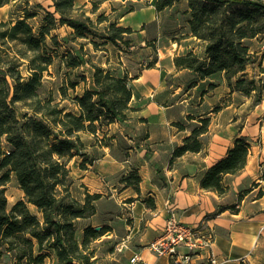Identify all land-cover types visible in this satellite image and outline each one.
<instances>
[{"label": "trees", "instance_id": "16d2710c", "mask_svg": "<svg viewBox=\"0 0 264 264\" xmlns=\"http://www.w3.org/2000/svg\"><path fill=\"white\" fill-rule=\"evenodd\" d=\"M56 13L46 17L47 23L36 32L29 19L37 14L25 11L23 17L14 21H0V141L4 138L8 149L0 148V264L4 254L12 257L11 264H46L52 253L56 264H95L93 242L100 239L111 228L97 230L92 225L83 229L80 241L77 237L78 221L91 219L97 214L96 202L101 194H86L84 202L71 191V170L69 162L82 156L80 166L88 169L97 158L85 153L86 144L81 134L96 136L106 126L128 119V111L137 110L130 106L133 91L129 73L114 74L111 69L92 64L96 89L85 88L82 95L72 99L77 111H68L61 102H55L53 95L42 97L44 74L58 58L56 46L49 44L47 36L53 25H69L75 31V39L89 38L95 32L92 19L74 16L75 0H52ZM93 2L97 10L99 4ZM180 0H156L158 12L174 7ZM7 1L0 0L3 6ZM133 11V10H131ZM187 24L192 37L205 43L204 54L194 52L177 56L175 64L180 69L195 72L202 80L215 77L225 79L230 93L252 97L255 102L263 100L264 84L256 78H249L248 67L255 63L250 53V40L264 35V2L260 0H187ZM107 20L106 15L98 17L99 23ZM130 27L111 23L103 36L106 44L115 46L132 34ZM69 40V39H68ZM127 43V42H126ZM95 48L101 44L92 39ZM62 57V63L69 68L85 65L81 49ZM150 62L148 68L154 67ZM264 73V67H262ZM138 77L136 75L134 78ZM69 86V85H68ZM76 89L78 84L71 83ZM215 84H210L214 88ZM63 98L67 97V86L61 87ZM26 108L22 111L21 108ZM194 128L184 145L174 152L180 157L189 152H201L204 144L200 137L209 131L211 119L203 118ZM180 128H183L179 124ZM252 148L248 138H237L227 156L218 161L205 174L202 187L223 195L228 191L224 178L244 169ZM14 175L25 200L9 208L5 186ZM126 188L140 191L142 179L135 174V183L123 180ZM33 206L37 214L30 209ZM39 214L41 217H39ZM89 251V252H88Z\"/></svg>", "mask_w": 264, "mask_h": 264}, {"label": "crops", "instance_id": "0c3cea01", "mask_svg": "<svg viewBox=\"0 0 264 264\" xmlns=\"http://www.w3.org/2000/svg\"><path fill=\"white\" fill-rule=\"evenodd\" d=\"M153 8L154 16L148 21L140 20L139 27L157 20L161 12L155 6ZM126 16L123 14L121 18ZM143 32L144 29L140 33ZM188 34L192 37L190 32ZM181 55L178 51L170 58L171 71L164 69V58L157 55L158 58L152 61L154 67L144 69L130 80L133 91L130 106L140 113L141 123L148 124L146 130L143 129L145 136L142 144L128 146L124 158L118 160L111 153L105 157L110 156L121 164L141 159L140 191L131 187L124 189L132 192L128 196L130 202L124 203L129 205V211L123 215L122 211L121 214H110L112 211L103 207V197L99 199L97 214L92 220L102 214L107 218L92 226L111 228V239H116L124 252L122 264H131L135 254L140 255V264H171L168 258L158 257L148 246L161 236L167 218L174 212L185 224L200 226L203 223L214 229L215 241L211 250L221 264H264V142H253L257 135L264 139V126L248 132V127H239L234 119L216 123L210 114L203 116L189 111L187 98L173 99L183 88L188 92L194 88L200 93L205 92L204 96L216 97L217 93L211 91L219 84L230 93L225 79H220L217 84L215 77L201 80L195 72L178 68L175 58ZM172 71L175 77L183 75L185 79L175 90H169L173 85L166 81ZM210 84L216 86L210 88ZM177 108L180 111L175 110ZM203 118L211 119L209 131L200 137L204 149L174 157L175 150L184 145ZM242 136L252 144L246 167L225 176L224 184L228 188L225 194L204 189L201 183L207 171L225 158L237 138ZM87 178L82 177L81 183ZM119 206V202H115V207L121 210ZM195 261L203 264L205 257L197 256Z\"/></svg>", "mask_w": 264, "mask_h": 264}, {"label": "rangeland", "instance_id": "374dc122", "mask_svg": "<svg viewBox=\"0 0 264 264\" xmlns=\"http://www.w3.org/2000/svg\"><path fill=\"white\" fill-rule=\"evenodd\" d=\"M4 1L8 3L3 6L0 4V21L15 22L18 18L23 17L27 10L37 14L28 20L36 32H39L42 26L47 23L46 17L48 14H51L54 18H60V15L56 13L52 0ZM260 1L264 2V0ZM93 2H100V0H77V3L75 0L76 10L74 16L82 20L92 19L95 23L94 26H91L95 32L94 35L91 34L87 39H75L73 36L75 31L72 27L59 25L56 22L51 33L47 36L49 44L54 47L56 44H54L52 38L57 37L59 56L56 58L55 64L49 68V72L44 74L42 97L48 98L52 94L55 102H61V105L66 107L68 111H77L76 106L72 102V99L77 94L82 95L85 88L96 89L92 64H98L106 69L109 68L114 74L127 72L130 78H134L148 68L149 63L158 58L157 55L164 58L162 61L164 69L171 71L170 58L178 54V51L180 55H185L188 51H194L201 57L204 54L205 43L188 34L190 30L186 22L187 16L185 15L187 0H180L174 7L161 12L157 16L156 21L145 23L142 28L139 27L140 20L148 21L154 16L155 9L153 6L156 0H108L99 4L97 10L94 9ZM131 10L133 11L131 12ZM103 14L107 16V20L99 23L98 17ZM123 14L127 15L126 18H121ZM262 18L264 20V17ZM113 22H117L118 26H129L133 30V33L127 35L126 39L117 46L106 44L105 39H103V36L105 37L106 35L107 27ZM143 29L144 32L141 34L140 32ZM92 39L101 44L98 49L92 44ZM247 43L250 46V53L255 56V63L249 66L247 70L249 78H256V80H261L262 84H264V73L261 68V65L264 67V35H260ZM76 48L81 49L86 63L78 68H69L62 63L61 56L64 57L71 51L74 55L79 56L80 54L77 53ZM173 73L174 71L166 77L167 83L173 85V87H169V90H175L178 83H182L185 80L183 75L175 77ZM220 79L218 78L214 82L218 84ZM70 82L77 83V88H71ZM63 86H67L68 95L66 98H63L60 91ZM219 86L216 90L212 89L211 91L212 93H217L214 95L216 97H210L211 94L204 96L205 92L200 93V90H195L194 88L189 92L183 88L180 91V95L173 99H179V97L187 98L189 111L195 114L201 113L203 116L210 114L212 121L216 123L234 119L238 121L239 127H248V132L264 126V93L262 102L256 103V93H253L252 97L242 96L239 93L233 95L232 93H227L222 86ZM186 94L187 96H184ZM21 110L25 111L26 108L22 107ZM175 110L180 111V108ZM128 116L125 122H117L106 126L96 136L86 133L81 134L86 144L84 152L97 158L94 165L89 164L88 169H83L80 166L83 159L79 155L72 158L68 165L71 170L72 183L70 188L72 194L78 200L84 202L88 191L89 194H91L90 191L99 192L101 198L103 197V207L107 210L110 209L112 211L110 214L114 215L122 212L121 215L128 213L129 205H124V203L130 202L131 199L128 196L132 192L131 189L135 190L134 185L130 190L124 191L126 183L123 180L128 178L130 182L135 183V174L141 176L140 168L142 167L139 164L141 159H138L137 162L131 161L121 164L115 162L110 156L105 157L108 153H111L112 157L118 160L122 159L125 157L128 146L142 144L145 136L143 129L146 130L145 128H147L148 124L143 125L141 123L143 119L139 118L140 113L137 110L128 111ZM254 138L253 142L257 144L264 142L261 135H257ZM0 148L2 150L8 149V144L4 138L0 141ZM84 176L88 178L85 183H81L80 180ZM1 188L6 191L9 208L18 201L25 200V194L14 175H11L10 181ZM115 202H119L121 210L115 207ZM30 209L38 215L35 207L30 206ZM39 217H41L40 214ZM104 218L107 217L102 214L95 220L91 218L78 221L79 223L76 226L78 239L82 240L83 229L86 225L100 223ZM110 236V232H108L92 243L90 252L94 251L93 255L95 257H92L91 260L94 261L97 258L95 264H122L124 262L120 261L124 253L121 251L122 246H119L118 241L111 239ZM11 261V255L4 254L3 264H11ZM56 262L57 259L54 253L46 259V264H56Z\"/></svg>", "mask_w": 264, "mask_h": 264}, {"label": "built area", "instance_id": "2783aa9c", "mask_svg": "<svg viewBox=\"0 0 264 264\" xmlns=\"http://www.w3.org/2000/svg\"><path fill=\"white\" fill-rule=\"evenodd\" d=\"M214 241L213 228L203 223L200 226L185 224L172 212L161 236L148 247L158 257L168 258L171 264H200L195 261L197 256L205 257L203 264H221L211 250ZM131 262L140 264L142 259L135 254Z\"/></svg>", "mask_w": 264, "mask_h": 264}, {"label": "water", "instance_id": "95a60500", "mask_svg": "<svg viewBox=\"0 0 264 264\" xmlns=\"http://www.w3.org/2000/svg\"><path fill=\"white\" fill-rule=\"evenodd\" d=\"M97 230H100L101 229V227H98V228H96Z\"/></svg>", "mask_w": 264, "mask_h": 264}]
</instances>
